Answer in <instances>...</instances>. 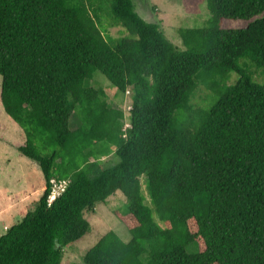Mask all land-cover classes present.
<instances>
[{"label":"trees","instance_id":"trees-1","mask_svg":"<svg viewBox=\"0 0 264 264\" xmlns=\"http://www.w3.org/2000/svg\"><path fill=\"white\" fill-rule=\"evenodd\" d=\"M207 5V24L179 29L181 48L134 0H0L2 107L45 177L34 208L0 232V264H61L90 229L85 212L117 190L130 237L105 231L85 264H264V81L240 62L264 73V0ZM98 69L130 110L90 84ZM200 85L207 104L194 100ZM102 140L115 146L107 165ZM54 176L70 181L49 200Z\"/></svg>","mask_w":264,"mask_h":264},{"label":"rangeland","instance_id":"rangeland-1","mask_svg":"<svg viewBox=\"0 0 264 264\" xmlns=\"http://www.w3.org/2000/svg\"><path fill=\"white\" fill-rule=\"evenodd\" d=\"M137 10L147 19L151 21H158L161 28L166 35L179 47L184 48L182 37L179 33L181 27L204 26L208 23L211 12L207 5V0H134ZM246 23V19H228L224 21V25L230 27H237ZM109 34L112 36H119L122 33V27L118 25L110 26ZM247 61L251 65V70L257 69L262 74L258 78L254 73L253 78L258 82L264 81V73L262 69L248 58H241L240 62ZM238 72H231V81L237 79ZM90 84L95 87H102L104 89V98L113 106L122 107L123 111L127 109L126 102H130L131 98L118 90L111 81L99 69L94 72L93 79ZM1 86V76H0ZM1 88V87H0ZM201 88V89H200ZM203 86H198L196 91L198 93L194 97L195 101H202L199 103L207 104L208 91L203 89ZM210 95V93H209ZM209 105V104H208ZM125 109V110H124ZM74 111L80 115V123L82 120V113L80 109L74 108ZM182 110H179V112ZM185 112V111H184ZM181 113L178 115V122L182 125H188L193 120V115L189 113ZM77 114L71 116V127H77ZM48 136V135H47ZM47 136H41L46 138ZM27 137L24 128L20 126L14 119H12L3 109L0 98V232H4L7 226L20 220L23 214L34 208L37 199L43 192V184L45 177L40 164L30 156L19 152L18 146L24 144ZM41 148L39 146L38 150ZM45 151L51 152L54 146L45 147ZM98 159L103 164H110L117 159L114 152L115 146L102 140L96 143ZM58 159V158H57ZM31 184L34 188H40L35 193L23 194L18 201L13 200L14 210L8 211L4 204V199L9 198V193L5 192L3 187H14L23 185V180ZM3 185V186H2ZM24 193L25 188L17 191ZM27 192V191H26ZM31 195V196H29ZM38 196V197H37ZM126 196L121 190H117L109 195L105 202H99L95 211H86V217L90 221L89 231L80 239L73 241L64 249L61 264H85L83 255L86 250L98 239V237L109 229H114L124 239H128L130 234L122 221L115 214L114 210L119 208L124 210L126 206ZM152 206V203L150 204ZM156 216V213L154 211ZM7 220V226L1 223V220Z\"/></svg>","mask_w":264,"mask_h":264},{"label":"crops","instance_id":"crops-1","mask_svg":"<svg viewBox=\"0 0 264 264\" xmlns=\"http://www.w3.org/2000/svg\"><path fill=\"white\" fill-rule=\"evenodd\" d=\"M0 154H1V152H0ZM32 187L33 186L31 184H28L26 182L25 177H24V180H23L22 187H21V185L18 186L17 188H14V187H5L4 188L3 187L4 191L7 192V193H9V195H10L9 198L3 200L4 201V204L6 205L5 207H7V210L8 211H13L14 210L13 200L18 201V203L20 204V198H21V196L23 194L25 195V194H29V193H35L34 192L35 190L36 191H39L38 189H40V188H34L33 189ZM22 188H25V192L24 193L17 192V191H19V189L21 190ZM41 188H43V190H44L45 183L43 184V186ZM29 196H31V195H29ZM6 222H7V220H5V219L4 220H1V223H3L4 226H7V223Z\"/></svg>","mask_w":264,"mask_h":264},{"label":"built area","instance_id":"built-area-1","mask_svg":"<svg viewBox=\"0 0 264 264\" xmlns=\"http://www.w3.org/2000/svg\"><path fill=\"white\" fill-rule=\"evenodd\" d=\"M67 178H56L52 177L50 179L51 182V190L49 195V200H52L56 195L60 194L68 184Z\"/></svg>","mask_w":264,"mask_h":264},{"label":"clouds","instance_id":"clouds-1","mask_svg":"<svg viewBox=\"0 0 264 264\" xmlns=\"http://www.w3.org/2000/svg\"><path fill=\"white\" fill-rule=\"evenodd\" d=\"M127 92H129V90H127ZM126 105H127V109L125 110V111H127V110H130L131 109V107H132V104L130 103V102H126ZM125 126L126 127H129V126H131L132 124H131V122H130V120L125 116ZM54 177H56V176H54ZM52 178V177H51ZM50 178V179H51ZM56 178H67L69 181H70V179L68 178V177H56ZM69 181H68V183H69ZM50 184H51V182H50ZM51 190V189H50Z\"/></svg>","mask_w":264,"mask_h":264}]
</instances>
